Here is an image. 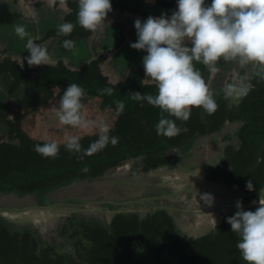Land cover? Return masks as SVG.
Instances as JSON below:
<instances>
[{"label": "trees", "instance_id": "obj_1", "mask_svg": "<svg viewBox=\"0 0 264 264\" xmlns=\"http://www.w3.org/2000/svg\"><path fill=\"white\" fill-rule=\"evenodd\" d=\"M111 3L113 11L108 14L107 23L110 19L114 23H128L137 18L144 21L150 15L159 17L162 13L171 16L177 8V0H111ZM210 3L211 0H206V4ZM55 7L64 12L59 25L71 22L76 27L68 36L57 35V26L50 28L47 38H58L61 43L64 40H86L90 44L88 39H92L94 33L76 23L77 0H66V5L62 7L57 0ZM16 17L22 18L18 14ZM122 17L124 20L121 21ZM103 34V29L97 31L96 36H100L97 39L105 38ZM106 34L115 37L113 29ZM128 43L134 41L122 36L115 46L121 49L122 54L128 49ZM132 50L126 67L112 70L105 69V64L110 57L112 60L116 58L115 53H100L97 58H92L91 62L78 68L66 65L63 61L52 66L29 67L27 64L21 67L17 62L0 60V73L10 72L17 84H23V97L16 104L14 119L8 122L9 138L0 141L1 193L17 192L21 196L38 193L40 203L44 204L43 198L48 192L72 181L102 177L139 156L145 158L146 169L156 168L168 162L166 155L169 149L181 145L187 137L192 136L195 129L202 127L204 111L193 108L187 122L176 121L178 126L188 129L186 133L173 138L157 135L155 125L160 118V110L147 101H134L128 95L135 92L156 94L154 83L145 79L142 64L144 55H133L136 50ZM226 63L221 60L218 67L222 69ZM195 66L207 80L208 69L202 64ZM71 83L86 90L87 95L82 100L84 105L97 100L102 112L113 115L114 123L109 135L118 137L119 142L115 146L109 143L102 151L84 156L83 160L79 159L83 152H69L64 147L65 143H62L59 144L57 158H46L34 151L35 145H42L45 141L33 140L24 132L26 118L38 113L47 104L60 100ZM106 87L113 89L112 96L100 94V90ZM115 100L125 104L121 115H116ZM258 102L262 101L258 99ZM207 116L210 120L214 119L212 115ZM217 127L214 125L210 130ZM80 138L82 148L87 149L98 139V133ZM85 166L90 169L87 173L82 171ZM227 218L214 237L184 239L177 232L172 215L166 211L149 213L143 218L139 214H119L108 224L105 220L73 215L61 218L53 229L63 234L61 246L66 250L61 251L57 243L52 239H44L38 230L17 226L0 217V264H246L236 248L240 238L232 232ZM94 223H100L101 226ZM117 225L122 226L121 230L124 231L118 227L115 229ZM70 246L74 250L71 251Z\"/></svg>", "mask_w": 264, "mask_h": 264}, {"label": "clouds", "instance_id": "obj_2", "mask_svg": "<svg viewBox=\"0 0 264 264\" xmlns=\"http://www.w3.org/2000/svg\"><path fill=\"white\" fill-rule=\"evenodd\" d=\"M57 0H50L55 5ZM60 6L66 0H59ZM76 23L90 32L103 29L108 14L113 11L111 0H77ZM76 24L65 22L58 25L57 35H71ZM137 41L130 47L147 53L142 58L145 79L154 83L156 94L140 92L129 93L134 101H147L160 110V118L155 125L157 135L173 138L186 133V127H180L176 121L187 122L192 109H202L208 115L218 110V103L210 84L205 80L196 64H202L210 73H219L218 64L235 62L241 67L251 66L258 69L256 75L264 79V0H177V8L171 16L162 13L159 17L149 16L142 21H134ZM14 33L20 38H27L26 50L29 67L49 65L52 58L48 49L36 44L23 24L14 25ZM63 47L78 53L75 42L64 40ZM23 67V64L22 66ZM250 86L243 80H236L225 85V99L239 103L248 95ZM101 95H113V89L100 90ZM86 90L76 83H71L59 100L56 110L61 125L73 129L95 127L98 139L87 149H83L80 137L66 136L64 147L72 153L91 156L119 142L116 136H110L109 127L103 120H89L85 116L83 98ZM116 115L124 112L125 104L115 100ZM171 117V118H170ZM174 118V119H173ZM34 151L46 158H57L60 145L56 141L34 146ZM90 169L85 166L82 171ZM249 191L254 190L252 181L246 184ZM264 188L260 191L259 207L255 211H245L242 201H236V213L227 218L232 232L238 236L236 248L246 264H264ZM201 199L209 206L213 198L205 194Z\"/></svg>", "mask_w": 264, "mask_h": 264}, {"label": "flooded vegetation", "instance_id": "obj_3", "mask_svg": "<svg viewBox=\"0 0 264 264\" xmlns=\"http://www.w3.org/2000/svg\"><path fill=\"white\" fill-rule=\"evenodd\" d=\"M17 14L22 18L18 19ZM63 17L64 12L52 6L50 0H0V60L17 62L20 66L27 65V58L30 56L25 47L27 38L22 40L14 33L15 24L25 25L31 37L36 40L34 42L47 48L51 44L47 40L49 29L56 26L58 28L59 19ZM8 33L12 36L9 37ZM54 45L55 42L49 48ZM60 48H56L55 52L61 51ZM257 71L258 69L251 66L241 67L238 63L227 62L219 73L207 72L206 81L212 90L218 93L215 99L219 107L212 115L214 119L210 120L211 118L204 112L201 118L202 127L199 130L195 129L184 143L167 151L166 156L169 160L162 166L169 165L175 171H185L195 178L198 177L192 184L196 192L202 196L205 194L214 196L211 188H217L230 198L225 209L204 212L205 214L197 219H185L182 216L185 213L173 209L163 210L172 215L178 227L177 232L184 239L201 238L216 233L227 218H224V215L236 213L238 200L242 201L245 211L249 209L255 211L259 207L260 191L264 188V148L260 146V141L264 139V79L256 75ZM236 80H243L250 86L248 95L239 103L225 99L223 92L226 84ZM256 96L262 102H258ZM22 97L23 84H17L16 78L10 72L0 73V141L9 138L8 122L14 119L16 104ZM214 125L218 127L210 130ZM139 157H142V162L131 159L129 175L144 174L155 168L146 169L145 158ZM241 166L243 177L240 179L243 178L244 182L234 177L235 171ZM118 167L107 174L125 173L124 169L118 172ZM247 178L248 181L249 179L252 181L254 188L252 191L246 188ZM207 181L211 184L210 189ZM203 204L196 203L192 209L202 212ZM137 209L140 211L147 208ZM150 211L139 215H147Z\"/></svg>", "mask_w": 264, "mask_h": 264}, {"label": "water", "instance_id": "obj_4", "mask_svg": "<svg viewBox=\"0 0 264 264\" xmlns=\"http://www.w3.org/2000/svg\"><path fill=\"white\" fill-rule=\"evenodd\" d=\"M132 160L142 162V157ZM132 160L118 167V172L125 170L123 174H106L60 186L44 195V204L40 203L38 193L21 196L17 192H0V217L9 223L44 232L57 219L74 214L111 223L119 214L144 213L141 210L136 212V207L151 209L152 214L173 209L185 213L182 215L185 219H197L204 212L221 211L227 207L229 196L211 188L208 181L209 189L214 191L211 206L201 199L202 194L192 185L198 177L175 171L169 165L151 168L144 174L129 175ZM196 203H204L202 212L192 209Z\"/></svg>", "mask_w": 264, "mask_h": 264}, {"label": "rangeland", "instance_id": "obj_5", "mask_svg": "<svg viewBox=\"0 0 264 264\" xmlns=\"http://www.w3.org/2000/svg\"><path fill=\"white\" fill-rule=\"evenodd\" d=\"M122 20H124V17L121 18V21ZM134 21H135V19L130 20L128 23H120V22L114 23L113 20H111V19H110V22L108 21V23L106 21V24L103 27V30L105 33V34H103V36H105V38L97 39L100 36H98V35L96 36V32H95L94 35L92 36V39H88V41H91L90 44H88L86 41L85 42H83V41H76L75 42V47H76V49H78V53H77L78 57L77 58L82 59V58H84V56H87L89 54H91L92 58H94V57L97 58L100 53L101 54L107 53L108 55H109V53H115L116 58H114L112 60V57H110V59L105 64V69H111L112 70V69L125 68L126 67L125 65L129 61L128 58L130 57V54L133 52V50L130 47V43H128V49H126L121 54V49L118 50V47L115 46V42L118 39H120L122 36H125V37L127 36L128 40H131L134 42L137 41V35H136V29L134 27ZM108 24H110V26H108ZM110 29H113L115 37L112 34L111 35L106 34V32H108ZM9 33H8L9 37L12 36ZM113 37H114V39L112 40ZM77 38L78 37H76L74 39H77ZM108 38H110L109 41H107ZM56 48H60V47L55 42V45L50 48L52 51L51 58L54 59V63L50 64L51 66H52V64H56L58 61V58H59L60 51L58 50V54H56L55 53ZM90 48L92 50V53L90 52ZM60 50L63 51L64 49L61 47ZM141 54H143L144 56L147 55L146 52L138 51V50H136V53H134L133 55H141ZM54 56H58V58H56ZM125 56H128V57H125ZM96 101H93V102L90 101L89 103H87V105H85V116L87 119L93 120V121L103 120L104 123L110 129L114 123V117H113V115H110L106 112H102L99 109V105L97 103L98 101L97 102ZM58 107H59V100H56L54 102L47 104L38 113L31 115V116H28L26 118V124L24 126L28 136L31 137L33 140H36V141H45V142L56 141L59 144H62V143H66V140H65L66 136L76 135L79 137L80 136L84 137L86 135H92V133H98L96 128L92 127V126H90L87 129H73L69 126L61 125L59 123L58 117L56 115V110ZM4 141H6V140H4ZM260 144H261L260 145L261 148H264V139L260 141ZM234 177L237 178L240 182H244L243 178L240 179V177H243V167L242 166L238 167V170L235 171ZM230 179L233 180L232 178H230ZM249 180H251V179H249ZM245 181L248 182V178ZM138 210L139 209H137V207H136L135 211L137 212ZM140 210H143V209H140ZM143 211L147 212L148 210L145 209ZM136 214H138V213H136ZM74 215H81V214H74ZM227 215H228V213L224 215V218L227 217ZM232 215H234V214H232ZM81 216H83V215H81ZM145 216L146 215H141L140 217L143 218ZM85 218H86V216H85ZM161 218H163V217H161ZM89 219H94V218H89ZM60 220H61V218L57 219V221L54 222L52 225H49L44 232H40L38 229H36V230H38L40 232V234L43 236L44 239H46V240L52 239L53 242L57 243L59 250L65 251L66 249L63 246H61V242H63V234H61L60 232H54V230H53L59 224ZM94 224L101 226L100 223H94ZM107 224H108V222H107ZM17 226H21V225H17ZM117 227H118V225L115 227V229H117ZM118 228L120 229V231H124V230H121V229H123L122 226H120ZM176 228H178L177 225H176ZM124 229H125V227H124ZM227 233H229V231ZM215 235H216V233L214 235H212V237H214ZM64 242L66 243V239L64 240ZM66 245H69V244H66ZM70 250L72 251L74 249L71 247ZM176 250H179V249H176Z\"/></svg>", "mask_w": 264, "mask_h": 264}, {"label": "crops", "instance_id": "obj_6", "mask_svg": "<svg viewBox=\"0 0 264 264\" xmlns=\"http://www.w3.org/2000/svg\"><path fill=\"white\" fill-rule=\"evenodd\" d=\"M57 4V3H56ZM53 6V5H52ZM54 7H55V5H54ZM62 7V6H61ZM60 7V8H61ZM48 40V42L49 43H53V42H56L57 44H59V46L60 47H62L64 50L63 51H60V54H59V58H58V56H54V57H56V58H58V61H57V63L59 62V61H63L66 65H69V66H71V67H73V68H78L79 67V65H82V64H84V63H88V62H91L92 61V56H91V54H89V55H87V56H84V58H82V59H78L77 57V54L76 55H73V53H72V51H70V50H66L64 47H63V43H61L60 42V39H58V38H48L47 39ZM86 41V40H85ZM84 41V42H85ZM89 43V42H88ZM51 44H49L48 45V47L47 48H49L50 46H51ZM48 51H49V54H50V56H52V51H51V49L49 48L48 49ZM90 52L92 53V50H91V48H90ZM56 54H58V51L57 52H55ZM52 63H54V59H52Z\"/></svg>", "mask_w": 264, "mask_h": 264}]
</instances>
